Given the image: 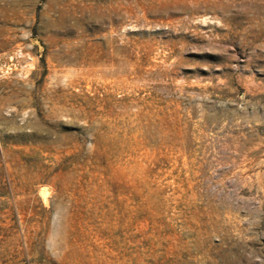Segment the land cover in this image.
Here are the masks:
<instances>
[{
	"label": "rangeland",
	"instance_id": "obj_1",
	"mask_svg": "<svg viewBox=\"0 0 264 264\" xmlns=\"http://www.w3.org/2000/svg\"><path fill=\"white\" fill-rule=\"evenodd\" d=\"M0 264H264V0H0Z\"/></svg>",
	"mask_w": 264,
	"mask_h": 264
}]
</instances>
